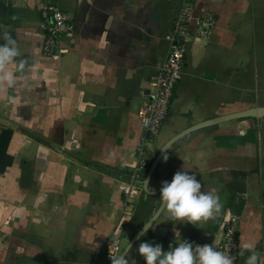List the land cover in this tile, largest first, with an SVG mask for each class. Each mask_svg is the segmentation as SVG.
<instances>
[{
	"label": "crops",
	"instance_id": "1",
	"mask_svg": "<svg viewBox=\"0 0 264 264\" xmlns=\"http://www.w3.org/2000/svg\"><path fill=\"white\" fill-rule=\"evenodd\" d=\"M45 1L0 0V34L16 41L17 61L26 65L13 87L0 82V264L104 263V244L124 202L119 184L143 131L137 110L151 97L149 82L166 58L182 0H47L72 24L57 59L42 50ZM191 1L195 16L211 13L215 24L207 39L189 27L182 75L150 165L178 133L264 106V0ZM165 152L148 182L152 194L142 192L122 232V249L158 209L162 183L178 171L194 174L201 191L217 188L222 206L199 227L159 215L131 247L135 264H145L140 243L168 251L177 231L193 247H216L229 211L240 216L238 264H246L243 243L260 255L264 118L194 129Z\"/></svg>",
	"mask_w": 264,
	"mask_h": 264
},
{
	"label": "built area",
	"instance_id": "2",
	"mask_svg": "<svg viewBox=\"0 0 264 264\" xmlns=\"http://www.w3.org/2000/svg\"><path fill=\"white\" fill-rule=\"evenodd\" d=\"M193 8L191 0H182L174 20L172 33L167 37L170 47L166 58L157 75L149 82L151 97L138 107L137 115L143 131L136 148L134 163L127 178L120 181L119 184V189L124 194V202L119 210L117 224L104 244L106 261L99 264H111L110 256L116 255L122 250L120 240L122 232L132 218L142 195V181L152 160L153 145L168 114L174 88L182 75L183 59L189 43V27L192 23L194 24V36L199 38L207 39L212 33L215 24L213 14L195 16ZM40 16L43 53L57 59L63 50L64 37L70 35L72 31L69 15L53 1L46 0L40 8ZM146 118L151 122L147 127L143 124V120ZM239 218L238 214L229 211L221 216L219 223L220 240L216 248L229 253L233 258V264H238L240 251ZM260 257L264 261V242L260 250Z\"/></svg>",
	"mask_w": 264,
	"mask_h": 264
},
{
	"label": "clouds",
	"instance_id": "3",
	"mask_svg": "<svg viewBox=\"0 0 264 264\" xmlns=\"http://www.w3.org/2000/svg\"><path fill=\"white\" fill-rule=\"evenodd\" d=\"M0 41V82L11 88L15 85L17 74L22 73L26 65L22 59L17 61L22 54L16 41L8 33L0 34ZM12 64L16 67L9 69ZM150 123L147 118L143 120L145 127ZM167 158V155L163 156L164 161ZM144 185L147 190L146 181ZM202 187L194 174H189L188 171L176 172L170 182L162 183L157 214H162L165 221L188 223L195 227H199L201 222L214 219L222 206L218 190L210 187L201 191ZM148 194L151 195V192ZM151 228V223L145 224L139 236H144ZM175 236L176 245H170L168 251L162 250L159 244L145 242L139 244L137 253L145 264H233L232 256L217 250L213 244L193 247L192 243L180 240L178 231ZM254 248V244H242L241 255L247 253L246 264H260V255ZM130 251L131 244L128 243L118 254L110 256L111 264H135L129 255Z\"/></svg>",
	"mask_w": 264,
	"mask_h": 264
},
{
	"label": "water",
	"instance_id": "4",
	"mask_svg": "<svg viewBox=\"0 0 264 264\" xmlns=\"http://www.w3.org/2000/svg\"><path fill=\"white\" fill-rule=\"evenodd\" d=\"M246 117H250V118H254V119H261L264 118V106H259V107H254L248 110H244V111H240V112H236V113H232L229 115H224V116H220V117H216L207 121H204L202 123H199L187 130H184L180 133H178L175 137H173L172 139H170L168 142H166L161 149L159 150L158 154L156 155V157L153 159L143 181H142V186H143V192L146 193L147 195H149L148 193H150L151 191H149V189H145V185H144V181L147 182V186H148V182L152 176V173L154 172V169L156 168L157 164L159 163L160 159L162 158V155L164 154V152L166 151V149L170 146V144L172 142H174L175 140L179 139L180 137H182L183 135H186L187 133L191 132L194 129L200 128V127H204L206 125L215 123V122H219V121H225V120H230V119H238V118H246ZM152 194V192H151ZM159 209V207H158ZM158 209L152 214V216L148 219V221L145 224H149L151 223V225L153 226L155 221L158 218ZM145 224L141 227V229L133 236V238L129 241V244L132 245L141 237L139 236L140 232L144 229ZM139 237V238H138ZM128 245V244H127ZM126 245V246H127Z\"/></svg>",
	"mask_w": 264,
	"mask_h": 264
}]
</instances>
